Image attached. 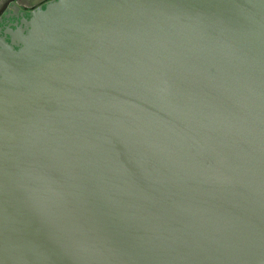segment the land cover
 Returning <instances> with one entry per match:
<instances>
[{
  "label": "water",
  "instance_id": "95a60500",
  "mask_svg": "<svg viewBox=\"0 0 264 264\" xmlns=\"http://www.w3.org/2000/svg\"><path fill=\"white\" fill-rule=\"evenodd\" d=\"M9 7L0 264H264V0Z\"/></svg>",
  "mask_w": 264,
  "mask_h": 264
},
{
  "label": "crops",
  "instance_id": "0c3cea01",
  "mask_svg": "<svg viewBox=\"0 0 264 264\" xmlns=\"http://www.w3.org/2000/svg\"><path fill=\"white\" fill-rule=\"evenodd\" d=\"M46 0H0V16L9 9L12 3H18L20 9H29L41 5Z\"/></svg>",
  "mask_w": 264,
  "mask_h": 264
},
{
  "label": "flooded vegetation",
  "instance_id": "af4514ba",
  "mask_svg": "<svg viewBox=\"0 0 264 264\" xmlns=\"http://www.w3.org/2000/svg\"><path fill=\"white\" fill-rule=\"evenodd\" d=\"M16 5L18 6V3H16ZM20 8V7H19Z\"/></svg>",
  "mask_w": 264,
  "mask_h": 264
}]
</instances>
